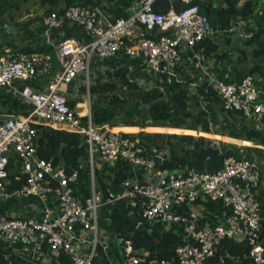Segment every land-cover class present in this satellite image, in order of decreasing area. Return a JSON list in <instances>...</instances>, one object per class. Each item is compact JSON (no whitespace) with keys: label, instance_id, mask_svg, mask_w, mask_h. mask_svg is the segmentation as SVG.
<instances>
[{"label":"built area","instance_id":"built-area-1","mask_svg":"<svg viewBox=\"0 0 264 264\" xmlns=\"http://www.w3.org/2000/svg\"><path fill=\"white\" fill-rule=\"evenodd\" d=\"M156 1L136 0L127 17H114L101 6L80 4L51 12L46 17L48 29L74 22L90 35L88 41L69 37L55 43L60 69L54 73L52 60L41 53L0 57V88L32 105L27 113L0 120V197L35 199L29 213L2 211L0 205V239L23 243V255L31 262L63 264L61 256L66 254L72 264H94L101 244L100 209L126 199L130 214L167 227L178 226L176 230L183 231L185 242L176 248L175 260H158L137 254L127 241L121 264H204L217 256L224 263L228 259L239 262L242 257L229 251L218 255L225 238L248 244V257L255 264L264 263V205L259 195L264 171L258 159L229 156L221 168L211 171L191 165L160 169L158 165L168 157L158 147H147L139 133L95 123L92 115L84 116L72 108L61 92L62 86L80 74L87 72L89 77L96 54L140 59L153 72L174 82L184 54L213 37L215 27L202 9L209 0H182L186 6L179 10L173 4L158 10ZM233 31L228 29V33ZM237 32L245 39L254 34ZM45 77L46 88L33 89L30 82ZM209 84L218 91L224 108L258 121L264 118V90L251 76ZM36 124H64L85 138L89 147L87 186L80 187L84 162L70 171L62 162L38 154ZM119 161L134 166L131 175L122 182L119 192L110 190L105 196L96 184V167ZM13 163L15 179L25 181L22 187L10 190L7 179ZM211 210L220 214L215 220L205 221L204 214ZM5 259L7 264H14L9 254Z\"/></svg>","mask_w":264,"mask_h":264},{"label":"trees","instance_id":"trees-1","mask_svg":"<svg viewBox=\"0 0 264 264\" xmlns=\"http://www.w3.org/2000/svg\"><path fill=\"white\" fill-rule=\"evenodd\" d=\"M23 2L27 0H0V11L3 9L5 3ZM47 2V0H43ZM52 3V6L48 10L49 13L56 10L60 2L63 1L64 5L60 10L65 7L75 4L83 6H101L106 9L103 5L105 0H48ZM243 1V3H241ZM174 5L177 10L186 6V3L182 0H157L155 7L158 10H164ZM253 0H209L208 3L202 6V9L207 13L211 19L213 26L217 29V33L221 34L225 42L231 43V36L228 33V29L232 27V23L238 17L249 18L253 14ZM124 8H117L114 13V17H127L129 16ZM3 28L0 26V32ZM251 38L246 39L247 46L257 43L258 33H255ZM2 37L0 36V43ZM9 45L16 47L15 43L9 42ZM204 57L209 58L219 53V60L221 64L237 63L241 64L248 62L250 55L255 59L251 62L249 69V76L259 73L264 76V45L261 47H252L251 51L240 48L234 51H221L218 40L214 37L207 38L200 42L195 50H200ZM18 53H41L49 54L52 57L53 62V73L60 69V64L56 60L55 49L53 44L47 43L42 39H33L32 43L20 47ZM4 50H0V57L4 56ZM111 80L102 82L98 79L94 85H91V93H100L99 100L102 97L109 96L107 92L114 91L118 88L119 84L124 85L128 88L135 90V95L140 103L146 105L144 111L143 126L147 124L163 125L168 126L170 120L175 117L177 109L181 117L190 119V121L196 123L197 121H204V118L209 117V113L199 108V99L189 103V98L185 95H181L176 92L172 95L171 99L167 98L165 93L158 87L152 89H141L138 82H132L127 76V69L119 68L110 74ZM116 77L119 82H113L112 79ZM198 97L202 98L208 103V106L214 107L219 105L223 111L229 115H239L241 119L248 118L242 112L236 110H228L223 106V100L219 95L218 91L208 83H203L197 86ZM102 95V96H101ZM118 94H114L110 98V103L115 104L122 102ZM68 104L73 108L74 102L68 100ZM193 107V108H192ZM0 108L5 109L8 114H19L27 113L31 108V104H25L22 100L10 92L7 88H0ZM199 108L198 110H195ZM0 109V110H1ZM93 121L97 124L106 123L109 118L101 110L95 109L93 112ZM149 121V122H148ZM256 123V122H255ZM259 124V125H258ZM256 124H252L245 128L243 138L256 142H261L264 137V118ZM142 126V127H143ZM38 129L37 145L38 154L41 157L47 159H53L55 163L62 162L68 170L72 171L79 167L81 162H84L86 168L82 170L81 174V185L83 188L90 182L88 175V159H89V147L85 138L77 133L69 131L67 128H57L46 124H36ZM203 130L210 131L209 121L203 122ZM144 138L147 147L152 148L153 146L158 147L160 150L164 148L162 137L167 136L175 140H179L181 144L192 145L191 149H183V153L177 151L178 144L175 145L171 150L170 157L161 164L158 165L160 169H175L180 166L189 164L191 166L208 165L220 166L223 165L224 158L229 156H238L234 151H227L221 153L216 145H212V142L207 140L203 136H194L192 134H160L153 138L148 137V134L153 135L154 133L139 132ZM155 134V135H156ZM262 143V142H261ZM177 147V148H176ZM257 149V148H256ZM162 151V150H161ZM249 151V150H248ZM259 151L263 152V149ZM249 152L252 153L250 150ZM249 153V154H251ZM183 154V155H182ZM241 154V153H239ZM210 156L211 159L207 162L206 158ZM261 162V161H260ZM262 164V163H261ZM11 173L8 177L7 189H16L22 187L25 178L22 180H16V172L13 163L10 166ZM134 166L124 161H119L116 165L109 163H101V167H96V184L100 191L108 196L110 190L119 192L122 188V182L128 178L131 174V169ZM14 169V170H13ZM213 204L210 208H213ZM6 208H1L4 211ZM102 215L108 216V228L113 232L114 237L121 240L122 249L125 247L126 242L130 241L137 254H147L148 258H157L158 260H175L177 258L176 248L185 242L183 231H177L178 226L167 227L164 223L160 222L155 224L150 222L140 215L130 214V208L128 201L122 199L114 204L107 205L102 210ZM165 225V226H163ZM264 237V231H263ZM229 251L234 255H240L242 259L239 262L228 259L225 263L219 259V256L211 260V264H255L249 257L250 246L246 243H239L232 239L225 238L219 248L218 255ZM5 254H9V259L14 264H41L38 262H31L27 260L24 255H18L14 249H1L0 250V264H7L8 260L5 259ZM122 257L121 254L118 255ZM63 264H72L71 258L63 254L61 256ZM94 264H111L110 259L102 244L97 246V254L94 257Z\"/></svg>","mask_w":264,"mask_h":264},{"label":"crops","instance_id":"crops-1","mask_svg":"<svg viewBox=\"0 0 264 264\" xmlns=\"http://www.w3.org/2000/svg\"><path fill=\"white\" fill-rule=\"evenodd\" d=\"M135 1L136 0H105L103 5L106 6V10L113 16L117 8H124L127 12H129V14H131L133 12V8L136 5ZM241 3H243V1ZM253 4L254 7L252 16L249 18L238 17L237 19H235L231 27L234 28V31L230 33L231 43L240 36V34L237 32L239 30L240 32H242L243 30L248 32L255 31V33L259 34L257 43L247 46V42L245 39V43L238 48L247 49L248 52L251 51L252 47H262L264 45V0H253ZM63 5L64 2L61 1L59 7L54 11H59ZM51 6L52 3L48 0L47 2H44L43 0H27L23 2L17 1L14 3H9V1H7V3L4 4L3 9L0 11V26L3 28V30L7 31L8 34L2 37L0 50H4L5 56L11 53L22 54L18 53L20 47L32 43L33 39L45 40L47 43L53 44L54 49L55 43L65 40L69 37H76L83 41L90 40V35L80 25L74 22H65L57 28L48 29V26L46 24V17L50 14L48 10ZM11 27H13L15 32H9ZM218 35L221 34L216 33L213 37L217 39ZM222 39L225 44H229L225 42L223 37ZM9 42L15 43L16 47L9 45ZM55 55L56 60L58 61L56 49ZM46 56L50 57V59L52 60V57L49 54H46ZM218 56L219 53L215 54L212 57L206 58L201 52V49L185 53L183 62L180 64L177 71V78L174 82L171 83L168 82L164 76L153 72L149 64H146L137 58L123 56L122 54L118 58H106L96 54L93 56L91 61L92 63H94V72L100 77L97 78V80H102L103 75H106L108 79L111 80L110 74L121 67L127 69V76L132 82H138V85L145 86V89L158 87L165 93L166 97L169 99H171L172 95L176 92L180 93L181 95L187 96V98H189L188 100L190 104H192L196 99H199L201 105L199 106V108L209 113V117L204 118V121H209L210 131L203 130L204 121H197L196 123H194L190 121L189 118L184 120L177 109H174L176 115L170 120V124L168 126L155 124H147L143 126V120L136 121L134 111H126L130 112L131 115L128 114V117H125L123 115V117L125 118H123L121 123H117L114 120L112 122L111 118H116L115 109L124 111L122 105L124 104V99L122 102H117L115 104H110L107 106L94 105L91 102V95L100 93H91V85L89 84L87 85V87L83 85L85 80L82 82V80L78 81L75 79L70 84L62 86L61 92L67 97L69 101L74 102L73 108H75L84 116H93V112L95 111V109L101 110L109 118L106 123L102 124H106L111 129H120L122 131L130 133H154L153 135H147L151 138H153V136L157 137L158 135L156 133H191L194 136L205 137L207 140L212 142V145H216L221 153H225L231 150L241 157L246 156L251 159H258L253 152H246L245 150L246 146H249L251 144L254 145V142L256 141L244 139L243 134L246 127L252 124H256L257 126L259 121L253 117L245 118L243 121V119H241L239 115H229L219 108L217 111L215 107H209L206 101L198 97L199 95L197 86L203 83L209 84L214 80H223L227 82L238 81L244 76H249L248 68L252 65L251 62L255 61V59L250 55L248 62H244L241 64H221ZM251 77L254 79L256 84L264 90V76L257 73L252 75ZM87 78L89 79L90 76ZM112 80L113 82H119V79H117L116 77H114V79ZM46 81L47 79L45 77L40 78L38 81L30 82V84L35 90H44L47 86ZM95 83L96 82H94V84ZM81 91H87L88 98H86V96L84 95L82 96ZM199 108L195 110H198ZM7 115L11 114L6 113V110L4 108L0 110V120L5 118ZM55 127L63 129L67 128L64 124L55 125ZM159 137H162L160 140H163L164 148L170 150V152L172 148H174L177 144V151L179 153H183V149H185V147H187L186 149L193 148L192 145H187L185 143L181 144L179 140L168 139L163 135ZM170 155H168V157H170ZM262 166L264 171L263 163ZM195 167L200 170L206 171L221 168L220 166H210L207 163H205V165L203 166L199 165ZM259 195L264 205V177L263 182L259 188ZM1 201L3 200L0 198V205L2 208L5 207L6 209L13 210L10 209V206H8L6 203L5 206H3L4 204ZM32 201H35V199L30 198L25 202H18V207L17 205L13 206L14 208H16L14 211L29 213V211H31L32 209V206L30 205ZM219 214L220 213L211 210L204 214V220H215L217 215ZM108 218L109 217L105 215L100 216V231L98 238L100 243L103 245L108 258L110 259L111 264H121L122 257L119 258L118 256L119 254L122 255L121 240L115 238L113 232L108 228ZM153 223L155 225L159 224L160 222ZM1 249H14L19 256L23 255L24 252L26 253V246L23 243L12 244L2 239H0V250ZM204 264H211V262H206Z\"/></svg>","mask_w":264,"mask_h":264},{"label":"rangeland","instance_id":"rangeland-1","mask_svg":"<svg viewBox=\"0 0 264 264\" xmlns=\"http://www.w3.org/2000/svg\"><path fill=\"white\" fill-rule=\"evenodd\" d=\"M217 29L215 28V34L217 33ZM215 36V35H214ZM87 72H85L84 74H80L76 80L80 81L82 80V82L84 81L83 85L87 87V85H94V82H97V78H100L98 74H96L94 72V63L91 62V66H90V69H89V76L90 78L88 79L87 78ZM86 76V77H85ZM108 79V77L106 75H103L102 77V82H106ZM82 85V86H83ZM141 89H145V86H141ZM114 94H118L120 95L124 101L122 104L123 105V110L124 111H120L119 109H115L116 110V113H115V116L116 118L114 117L111 118V121L113 122V120L117 123H121L123 118L125 117H128V114L131 115L130 112H126V111H131L133 112L134 111V115H135V118H136V121L137 120H143L144 119V111L146 109V105L142 104L139 102V100L137 99L136 95H135V90L134 89H131V88H128L124 85H121L119 84V87L114 90V91H109L108 92V95L107 97H102L100 100L98 99L99 98V94H92L91 95V102L94 104V105H100V106H107V105H110V98L114 95ZM81 95L83 96H86V98H88V92L87 91H81ZM102 96V95H101ZM93 105V106H94ZM215 109L218 111V108L221 110V107L218 105H214ZM193 108V107H192ZM123 115L125 117H123ZM126 123V122H125ZM252 124V123H250ZM170 133V132H169ZM191 134V133H190ZM165 138H168V139H173V138H169L167 136H165ZM262 142V143H261ZM261 142L260 144H258L259 142H254V145L251 144L249 146H246L245 147V150L246 152L249 150H251L256 156L257 158L262 161V163L264 164V146H261V145H264V137L261 139ZM254 146V147H253ZM258 146V147H257ZM254 148V149H253ZM257 148V149H256ZM260 149H263V152L259 151ZM162 152L165 153L164 155L166 157H168V155L171 154L170 150L168 149H165V148H161ZM14 169L16 170V166L14 167ZM8 180V179H7ZM1 198V197H0ZM31 197L27 198V197H24V196H14L12 197L11 199H6L2 196V200L1 201L5 206V203L10 206V209H13L15 210L16 208H14L13 206L17 205L18 202H25L27 199H30ZM7 200V201H6ZM21 206V205H19ZM18 207V205H17ZM102 210L103 208L100 209V216H102Z\"/></svg>","mask_w":264,"mask_h":264},{"label":"water","instance_id":"water-1","mask_svg":"<svg viewBox=\"0 0 264 264\" xmlns=\"http://www.w3.org/2000/svg\"><path fill=\"white\" fill-rule=\"evenodd\" d=\"M9 32H15V30L13 29V27L10 28ZM8 32L5 30H2L0 32V36L4 37L5 35H7ZM218 42L220 44V49L221 51H234L236 49H238L241 45H243L245 43V39L240 35L234 42L229 43V44H225L221 35L217 36Z\"/></svg>","mask_w":264,"mask_h":264},{"label":"bare ground","instance_id":"bare-ground-1","mask_svg":"<svg viewBox=\"0 0 264 264\" xmlns=\"http://www.w3.org/2000/svg\"><path fill=\"white\" fill-rule=\"evenodd\" d=\"M112 130H117V129H112ZM118 130H120V129H118Z\"/></svg>","mask_w":264,"mask_h":264},{"label":"clouds","instance_id":"clouds-1","mask_svg":"<svg viewBox=\"0 0 264 264\" xmlns=\"http://www.w3.org/2000/svg\"><path fill=\"white\" fill-rule=\"evenodd\" d=\"M245 39V38H244Z\"/></svg>","mask_w":264,"mask_h":264}]
</instances>
